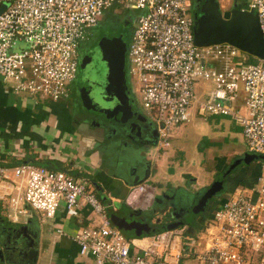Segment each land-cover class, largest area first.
<instances>
[{
    "label": "built area",
    "instance_id": "built-area-1",
    "mask_svg": "<svg viewBox=\"0 0 264 264\" xmlns=\"http://www.w3.org/2000/svg\"><path fill=\"white\" fill-rule=\"evenodd\" d=\"M240 1L245 2L243 10L258 15L264 36V0ZM191 4L192 0H0V77L16 93L65 99L77 76L79 47L104 14L136 9L140 13L127 47L128 76L139 84L161 145L170 146L172 127L189 122L193 115L224 116L242 127L250 152L264 155V58L228 43L197 45ZM206 82L213 88L198 95L196 87ZM10 174L18 180L11 181ZM8 180L16 190L10 204L17 214L27 215L33 208L54 218L63 208L67 217L80 218L85 208L93 210L100 225L82 227L72 238L79 254L96 264H187L184 257L193 264H264V173L254 186L237 188L226 198L214 210V222L187 246L181 244V228L125 235L112 224L87 177L29 162L0 164V182ZM154 199L155 186L144 181L131 187L126 203L145 209Z\"/></svg>",
    "mask_w": 264,
    "mask_h": 264
},
{
    "label": "crops",
    "instance_id": "crops-1",
    "mask_svg": "<svg viewBox=\"0 0 264 264\" xmlns=\"http://www.w3.org/2000/svg\"><path fill=\"white\" fill-rule=\"evenodd\" d=\"M71 104L70 98L54 101L40 96L16 93L11 85L0 77V164L12 167L22 162H29L63 168L75 177L95 180V183L91 185L100 199L102 195H105L111 203L123 204L133 187L134 180L146 177L144 181L150 182V177L154 175L155 162L162 158V148L169 150L174 141H170L168 147H163L159 139V143L147 146L142 144L133 146V144L135 148H132L129 143L121 145L115 142V147L126 149L124 152L126 157L142 153V160L136 158L135 163L125 161L130 172L128 175L109 172L106 168V146H101L97 142L96 135L93 134L94 130H86L84 134L78 131L79 126L74 122ZM194 116L203 118L198 115H193L192 118ZM192 118L188 123L196 121ZM228 121L236 123L231 119ZM187 124L179 126V165L183 166L185 162L186 167L190 165L185 157L186 152L184 154V147L188 143L187 139H183L186 137L184 134ZM193 142L194 139L191 144ZM170 155L166 152L164 158L169 159ZM193 158L191 165L197 164L202 169L204 160L199 162L195 157ZM217 162L213 173L207 177H204L202 173L200 177L195 176L190 170H184L186 167L181 168L180 176L188 173L191 177L189 182H195L197 190L206 187L215 180L217 173L219 175L230 164L226 158ZM262 166L257 165L252 171L250 167L240 166L231 176H228L227 188L221 192V195L225 196H222L223 199L220 201L217 200L218 197L215 198V202L210 204V214L214 215V210L237 188L254 186L257 177L262 174ZM119 171L123 170L119 169ZM209 177H211L210 181ZM161 178V182L166 180L165 177ZM11 184L9 180L0 182V249L3 251L0 264H96L92 258L79 254V246L72 238L90 221L89 208L82 211L80 218L67 217L63 208L58 210L54 218H47L42 213L44 221L30 216V213L21 214L22 217H20V214L12 210L11 205V213L8 211V201L10 203L11 197L16 194ZM152 185L155 186L156 197V185ZM227 192L230 196H227ZM23 216L26 218L24 221L20 219ZM207 223L205 220L206 228L209 226ZM179 228L184 229L181 244L185 246H187L186 242L190 243L193 239L200 238L206 229L195 231L187 226ZM58 229L63 230L65 235L60 234ZM183 262L193 264L192 260L186 257Z\"/></svg>",
    "mask_w": 264,
    "mask_h": 264
},
{
    "label": "water",
    "instance_id": "water-1",
    "mask_svg": "<svg viewBox=\"0 0 264 264\" xmlns=\"http://www.w3.org/2000/svg\"><path fill=\"white\" fill-rule=\"evenodd\" d=\"M245 2L236 0L231 7L226 10H222L218 0H202L197 6L199 8L198 14L195 16L194 27V40L199 46H208L221 43L231 44L247 54L264 58V36L260 26L259 18L253 11L243 10ZM5 7V5L3 6ZM127 44L128 40L125 34L119 36L113 35L108 31H100L97 37L96 51L99 56L100 63L103 65L104 74L102 76V82L98 84L102 93L98 100L92 97V91L97 84L90 83L86 77H82L77 81V89L80 95L82 106L85 110L93 113L100 110L107 119H114L117 122L125 123L129 119H133L135 116L143 115L140 108L136 105V101L131 98L132 90L129 89L128 72L126 70L127 59ZM91 50L83 55L80 60V67L85 68L87 62L92 60ZM133 93V92H132ZM97 101H102L106 105L97 104ZM80 121L82 118L77 117ZM91 124H80L78 131L82 134L86 133V130H90ZM258 161L264 162V155L252 153L249 150L234 158L230 162L228 168L221 172L210 185L203 187L201 190H196L190 193L192 198L189 202V192L183 191V198L179 205L183 206L179 209V212H185L188 214L190 208H185L187 205H193L196 199L200 198L191 210V212H198L204 210L207 203L221 195V192L225 190L226 179L230 176L238 167L250 165L251 162ZM35 164V163H33ZM40 165V164H37ZM43 166V165H40ZM46 167V166H44ZM49 168V167H46ZM51 169V168H49ZM60 170V169H53ZM64 171V170H62ZM146 179V177H145ZM143 179H137L133 181V185L140 184ZM91 183H95V180L90 179ZM167 198L168 196L163 193L161 196L156 197V200ZM188 197L187 202H183V199ZM101 200L107 205V212L112 224L120 229L125 235L131 230L136 229L134 235L140 237L143 233L150 234L149 231H137L141 226L149 225L147 222L157 212L158 209L150 206L149 208H133L127 205L126 202L111 203L110 199L105 195L101 196ZM152 207V208H151ZM177 207L174 210H176ZM142 216V217H139ZM186 216V215H185ZM128 217L130 219H128ZM160 219H157V222ZM193 221L186 219V217L180 222H174L163 226L162 230H171L179 228L181 226H187L192 229ZM159 232V231H158ZM156 233V232H155ZM133 235V234H132ZM3 248L5 245L3 244ZM3 251L0 249V259H2Z\"/></svg>",
    "mask_w": 264,
    "mask_h": 264
},
{
    "label": "rangeland",
    "instance_id": "rangeland-1",
    "mask_svg": "<svg viewBox=\"0 0 264 264\" xmlns=\"http://www.w3.org/2000/svg\"><path fill=\"white\" fill-rule=\"evenodd\" d=\"M201 1L202 0H192L190 15H192L193 17H195L194 11L196 10V6L199 3H201ZM218 1L222 9H225L230 6V1L227 0H218ZM111 12L112 13L105 16L104 18L105 23L103 24L104 28L109 30L112 28L111 26H121L122 28L126 27L128 29L132 28L133 26L134 29L136 23V16L140 13L139 10L132 8L128 10H125L123 8H118L117 11L111 10ZM129 65L130 64L127 57L126 59L127 72H128V68H130ZM128 81L130 83V87L132 88L133 95L135 96L136 105L141 110L144 111L146 116L151 121L155 122L154 118L151 116L152 114L148 113L144 108L142 102V94L140 92L139 84L136 81V78H134L133 76L132 77L128 76ZM212 88H213V83L206 82V83H202V85L200 86H197L196 92L198 93V95H201L202 90L209 92L211 91ZM242 100L243 99H240L239 101ZM208 118L196 117L194 118L196 119L194 123L186 122V123H182L181 125H174L172 127L170 141H174V142L169 150H167V148H162L163 151V153H161L162 158L158 159L157 163L155 162L154 175L149 179L151 184L156 185V197L161 196L164 192H166V195L168 196L166 198V201L168 200L174 204H179V196L181 199L183 198L182 195L184 193L183 191L189 192V197H190L189 202H190V199L192 198L190 193L197 190L195 188L196 187L195 182H189L191 177L189 176L188 173H185L184 176H180L181 168L182 167L185 168L186 164L184 162L183 166L179 165V126L180 127L183 125L186 126V124L188 123L187 127L185 128V134H184V136L186 137L183 139L188 140V143L184 147L185 149L184 154L186 152L185 157L190 165L186 167L184 170H190L191 173L194 174L195 176L200 177V173H202L204 177H207V175L209 176L213 173L216 164L218 163L217 161L226 158L227 160H229V162H232L234 158L248 151L246 139L242 131L239 130L240 127L239 124L229 122L228 120L230 119L224 116H209ZM193 139L194 142L191 144ZM180 142L182 143V141ZM125 151L126 149H122L121 147L118 146L115 147V144L112 148L110 146L105 147V156L107 159L106 168L108 169L109 172L113 171V173H117L120 175H128L130 172H128L129 170L128 164L126 163L128 161L135 163L137 162V159L142 160V155H141L142 153H140L139 155L135 154L132 157H130V155H127L128 157H126L124 154ZM166 152L171 154L169 159L164 158ZM193 157H195L199 162L200 160H204V162H202L203 163L202 169L199 168L197 164L191 165V160ZM122 164L126 165L127 168ZM257 165L258 166L263 165L262 173H264V162L254 161L251 162L250 165H246V166L250 167L252 171L255 167H257ZM119 169L123 171L121 172L119 171ZM217 176L218 173L216 174L215 177ZM161 177L163 178L165 177L166 180L161 182L162 180ZM210 178L211 177H209V181ZM10 180L17 181L18 179L13 174H11ZM212 182L213 180L209 184H211ZM201 189L202 188L198 189V191ZM90 190L94 192L92 185L90 186ZM222 196L225 195L223 194L219 196L217 200L218 201H220V199L222 200L223 199ZM227 196H230V194H228ZM187 200L188 197L186 199H183V202H187ZM106 204H109V202H106ZM10 205L11 204L8 201V211L11 213ZM160 211L162 212V209ZM30 216L32 217L34 216L38 220H42V221L45 220L44 217L42 216V212L33 208L30 209ZM20 217H22L21 214ZM89 217H90L89 219L90 221L88 222V224L85 225L86 227H94L100 225L101 223L100 218L93 210L90 211ZM208 217L209 218L207 220L208 221L207 225H210L214 222V220L213 218H211L212 215H209ZM20 219L24 221L26 218L23 216V218ZM150 234H154V233H150Z\"/></svg>",
    "mask_w": 264,
    "mask_h": 264
},
{
    "label": "flooded vegetation",
    "instance_id": "flooded-vegetation-1",
    "mask_svg": "<svg viewBox=\"0 0 264 264\" xmlns=\"http://www.w3.org/2000/svg\"><path fill=\"white\" fill-rule=\"evenodd\" d=\"M236 0H230V6L222 9L223 11L226 9H229L231 7V4H233ZM240 1V0H239ZM192 7V4H191ZM195 16L199 12L198 6H196ZM112 12H106L104 16L101 18L99 24L97 27L93 29L91 32V35L80 45L79 47V65H78V71L77 76L74 82L72 83L71 90H70V100H71V110L73 111V117L74 122L77 123L79 126L80 124H91V129L95 131L93 133L96 135L97 142L100 143L101 146H110L111 148L114 146L115 142L120 143L121 145H127L128 143L131 144V147L136 145H143L147 146L149 144H155L159 143V129L155 122L151 121L143 110L140 109L143 115L141 116H135L133 119H129L125 123L117 122L116 120L107 119L104 114L99 112L100 110H97V112H89L85 110L82 106L80 95L78 93L77 89V81L81 79L82 77H86L90 81V83L97 84L94 87V91H92V97L98 100L100 94L102 91L100 90L98 84L102 82V76L104 74V68L103 65L100 63L99 56H97L96 51V42L97 37L99 35L100 31H108L111 32L113 35L119 36L120 34H125L127 37V40L129 42V39L131 37L133 26L132 28L128 29L126 27L122 28L121 26H111L112 28L105 29L103 24L105 23V16L110 14ZM91 50V53L93 55L92 60L87 62L85 68L80 67V60L81 57L85 54H87ZM129 89L132 90L130 87V83L128 84ZM133 92V91H132ZM131 92V98L135 100V96ZM136 101V100H135ZM100 103V105H106V103H103L102 101H97V104ZM77 117H81L82 119L79 121ZM134 144V145H133ZM133 145V146H132ZM231 176V175H230ZM217 179V178H215ZM225 189L227 188L228 182L225 183ZM166 194V192H164ZM200 198L196 199L195 203L193 205H187L185 208H190L196 206L198 200ZM212 202H215V198L211 199L204 210L198 211L197 213L191 212L192 208L190 209V212L188 214H185V212H179V209L183 206H180L179 204L181 202V198L179 196V204H174L170 201H166V198H162L159 200L154 201L153 207L158 209L159 212L148 217V223L149 225H145L144 227L141 226L137 229V231H149L150 233H155L160 230H162L163 226L174 223V222H180L185 217L186 219L194 220L195 222L199 223L200 221H205V215L208 214L209 208L211 207L210 204ZM177 207L176 210H174ZM162 209V212L160 211ZM186 215V216H185ZM142 217V216H139ZM160 219V221L157 222V219ZM128 219H130L128 217ZM194 228V227H193ZM136 229L131 230L129 233L134 234Z\"/></svg>",
    "mask_w": 264,
    "mask_h": 264
},
{
    "label": "trees",
    "instance_id": "trees-1",
    "mask_svg": "<svg viewBox=\"0 0 264 264\" xmlns=\"http://www.w3.org/2000/svg\"><path fill=\"white\" fill-rule=\"evenodd\" d=\"M110 12H111V10H110ZM130 40V39H129ZM250 61H254L253 60V58H251L250 59ZM71 96H68L67 98H70ZM66 98V99H67ZM239 127V126H238ZM237 127V128H238ZM239 130H242V128H241V126L239 127ZM49 164H51L52 165V163H49ZM40 165H42V164H40ZM43 166H46V167H49V168H51V169H60V170H65V169H63V168H53L52 166H49L48 164H43ZM210 210V209H209ZM205 215V220H208V216L209 215H212V214H210V212L208 211V214H204ZM213 216V215H212ZM207 218V219H206ZM212 218V217H211ZM208 222V221H207ZM193 226H194V230L195 231H199V230H203V229H205L206 228V225H205V221L203 220V221H200L199 223H197V222H195L194 220H193ZM161 231H163V230H161ZM127 235V234H126ZM143 235H147L146 233H143ZM128 237H130V238H132L133 236H135L134 234L132 235V234H128L127 235ZM137 237V236H136Z\"/></svg>",
    "mask_w": 264,
    "mask_h": 264
}]
</instances>
